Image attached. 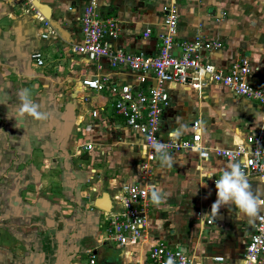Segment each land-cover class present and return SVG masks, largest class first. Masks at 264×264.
<instances>
[{
	"label": "crops",
	"instance_id": "1",
	"mask_svg": "<svg viewBox=\"0 0 264 264\" xmlns=\"http://www.w3.org/2000/svg\"><path fill=\"white\" fill-rule=\"evenodd\" d=\"M165 1L96 3L102 18L117 20L115 46L155 55ZM90 2L32 0L33 5H43L35 10L55 31L43 38L49 29L35 11L28 10L25 0H0V98L8 99L0 103V264H80L90 252L99 264H137L147 262L156 242L181 249L193 264H241L254 220L239 219L234 205L210 215L217 198L215 180L233 161L201 159L184 151L171 154L170 169H162L156 158L143 178L142 138L116 114L115 97L80 85L85 76L108 73L119 84L147 88L128 69L111 68L105 58L89 61L71 51L82 41L79 18ZM177 4L178 41L196 35L219 40L223 47L206 52L209 60L227 68L240 56H248L254 68L250 81L257 85L264 80V0H177ZM145 30L150 31L148 37L143 36ZM34 51L41 52L43 65L31 59ZM18 88L30 90L41 110L50 114L49 120L28 118L18 125L14 116ZM168 93L170 106L161 118L164 138L181 123L187 129L179 138H189L194 120L200 122L205 146L233 147L248 133L264 129L262 106L221 85L211 83L198 91L178 84ZM89 142L92 148H84ZM248 179L264 198V176ZM131 183L149 186L147 223L136 244L120 247L106 239L103 212L120 208L114 195L121 185ZM155 187L168 194L158 207L151 201Z\"/></svg>",
	"mask_w": 264,
	"mask_h": 264
},
{
	"label": "built area",
	"instance_id": "2",
	"mask_svg": "<svg viewBox=\"0 0 264 264\" xmlns=\"http://www.w3.org/2000/svg\"><path fill=\"white\" fill-rule=\"evenodd\" d=\"M25 1L28 10L35 11L36 17L48 27V22L35 10L32 0ZM161 10L163 30L157 36L158 51L155 55H147L143 52L129 53L115 46L112 42L119 34L117 20L112 17L102 18L97 11L96 0H91L84 6L79 18L82 41L73 45L71 51L85 56L89 61L105 58L111 68L128 69L134 72L135 81L139 85H147V88H136L129 83L119 84L108 73L85 76L80 79V85L115 97L113 107L116 114L123 118L128 128L142 138L144 157L139 165V173L143 178L150 174L151 164L157 158L152 148V144L157 141L165 143L170 154L188 151L197 153L201 159L214 156L229 161L240 160L244 162L247 176H264L263 128L248 133L233 147L203 145L199 120L192 121L189 138L173 140L162 137V114L170 106L168 88L184 84L201 91L205 86L214 83L231 90L236 96L257 102L264 110V80L257 85L250 81L254 68L248 56H240L227 68L217 66L209 60L205 53L221 49L223 43L219 40L196 35L190 41H178L177 0H166ZM48 29V33L42 34L43 38L55 34L51 27ZM149 35L150 31L145 30L143 36ZM30 57L38 66L43 65L41 52L34 51ZM151 82L154 84L150 85ZM92 115H97L96 110L92 111ZM92 146L93 143L89 142L84 148L91 149ZM149 198L150 189L146 184L121 185L120 192L114 195L120 208L103 212L106 239L115 241L120 247L136 244L146 227ZM211 221L209 219L206 223L210 224ZM170 255L175 257L176 264H193L184 251L171 248L164 242L154 243L149 249L147 262L137 264H165ZM80 264L99 263L96 255L90 252ZM241 264H264V219H254Z\"/></svg>",
	"mask_w": 264,
	"mask_h": 264
},
{
	"label": "clouds",
	"instance_id": "3",
	"mask_svg": "<svg viewBox=\"0 0 264 264\" xmlns=\"http://www.w3.org/2000/svg\"><path fill=\"white\" fill-rule=\"evenodd\" d=\"M15 98L17 104L14 116L18 125L28 118L41 122L49 120L50 114L41 110V105L33 99L28 88H18ZM7 101L6 98H0V103ZM186 129L187 125L181 123L179 127L169 133V139H178ZM152 148L162 169H170L174 164V159L167 150V145L157 141L152 144ZM208 178H212L211 173H209ZM215 187L217 198L211 205L210 215L212 217L217 215L222 206L234 205L239 219L248 218L250 221L256 218L264 219V215H261L264 213V198L252 189L243 161L235 160L230 163L219 174V178L215 180ZM167 195L163 189L155 187L151 190V201L158 207L165 202ZM165 264H176L175 257L170 255Z\"/></svg>",
	"mask_w": 264,
	"mask_h": 264
},
{
	"label": "water",
	"instance_id": "4",
	"mask_svg": "<svg viewBox=\"0 0 264 264\" xmlns=\"http://www.w3.org/2000/svg\"><path fill=\"white\" fill-rule=\"evenodd\" d=\"M34 6H36L35 8H41V7H43V5H41V4H39V3L36 4V5H34ZM105 195H106V194H105ZM95 206H97L98 208H101L102 210H107V209H108L106 206L100 205V204H98V203H96ZM109 210H111V208H110Z\"/></svg>",
	"mask_w": 264,
	"mask_h": 264
}]
</instances>
